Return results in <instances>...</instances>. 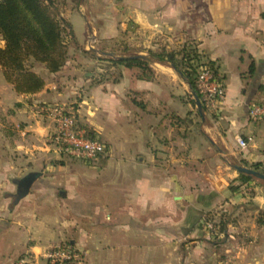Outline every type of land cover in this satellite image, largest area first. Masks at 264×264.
Masks as SVG:
<instances>
[{
    "label": "crops",
    "instance_id": "crops-1",
    "mask_svg": "<svg viewBox=\"0 0 264 264\" xmlns=\"http://www.w3.org/2000/svg\"><path fill=\"white\" fill-rule=\"evenodd\" d=\"M130 5L137 20L159 26L163 39L138 54L195 44L203 59L214 61L226 86L224 102L213 112L182 100L186 90L192 92L188 82L170 64L153 60L151 79L126 66L118 80L90 77L99 54L85 44L84 19V40L78 39L71 18L81 14L71 13L79 50L57 73L44 65L36 70L45 79L43 89L18 93L0 70V264L58 242L83 250L84 264H152V238L165 251L169 243L185 248L184 239L201 230L205 208L240 203L248 209L252 200L264 210L263 183L253 181L251 197L230 189L240 176L232 161L264 166V122L249 117L251 100L264 88V1ZM53 102L75 104L79 125L105 141L107 153L93 164L58 156L50 140L54 123L36 112ZM239 135L248 141L246 149L239 147ZM236 232H227V264H264V224L254 244L232 241ZM188 262L181 264H217L205 257Z\"/></svg>",
    "mask_w": 264,
    "mask_h": 264
},
{
    "label": "rangeland",
    "instance_id": "rangeland-1",
    "mask_svg": "<svg viewBox=\"0 0 264 264\" xmlns=\"http://www.w3.org/2000/svg\"><path fill=\"white\" fill-rule=\"evenodd\" d=\"M50 1L52 2L50 4L52 13L58 17L64 18L66 21H69L68 17L71 13L80 12L81 15L75 14L72 15L71 18L80 41L84 40L85 33L83 24L84 20L86 21L88 25V37L86 38L85 44L88 46V49H92V47L97 49V52L92 49L89 53L92 52L91 54L93 55L99 54V57H101L100 59L96 57L94 66L90 68L93 72H90V77L97 75V80H118L121 75L120 69L123 65L113 66L110 61L111 57L134 55L145 50L148 45L158 44L160 41H162L163 44L159 26L157 25L149 28V25H145L142 20H137L135 18L137 11L130 5V0ZM154 21L158 22V20ZM68 33L67 31L66 34ZM68 38V51L71 50L70 56H68L72 58L75 56L74 50H79V47H77L78 45L75 42L74 34ZM4 44L5 41L0 38V45L3 46ZM179 48L180 47H175L172 49L178 50ZM28 66L36 71L43 66V64L31 59L28 62ZM199 67L200 66H198V69ZM99 69H102V72H99ZM195 76L196 74L194 73V77ZM181 91L183 90L181 89ZM186 92L182 100L188 99L196 102L193 91L188 92L186 90ZM262 97H264V88H260L258 96L251 100L249 106L260 101ZM194 109H196V107H194ZM207 110L210 111L209 109ZM258 122H264V120H258ZM64 159L69 162H79L78 160L68 157ZM231 164L240 174L231 184L230 189L231 187H235V189L231 191L251 197L255 192V183L264 184V179L250 175L251 178L245 180L242 178L241 172L236 169V165H244H242L240 161H232ZM246 167L264 173V166L257 163L249 166L246 165ZM253 181L255 183H253ZM247 204L250 205L248 209H246L244 205L241 207L240 203L234 204L231 208H227V203H217L211 208H205L201 211L200 216L201 230L191 233L190 236L184 239L185 243H187L185 248H176L174 243H169V248L166 251L163 248L159 249L160 239L153 237V244L155 243L157 248L152 250V264H163L164 258L168 260V264H181L183 259L185 263H190L188 261L193 260L194 257H205L206 259L214 258V260H217V264H227V243L230 242L228 239H231L227 233V228L228 230L231 228L237 230L236 238L232 241L254 244L257 242L256 240H258L256 229L261 226V224H264V210L257 211L252 200L248 201ZM180 241H182V239ZM197 245H201V247L203 246L206 249H199L197 251L192 249ZM179 260H181V262Z\"/></svg>",
    "mask_w": 264,
    "mask_h": 264
},
{
    "label": "trees",
    "instance_id": "trees-1",
    "mask_svg": "<svg viewBox=\"0 0 264 264\" xmlns=\"http://www.w3.org/2000/svg\"><path fill=\"white\" fill-rule=\"evenodd\" d=\"M51 3L50 0H0V38L5 41L3 46L0 45V70L18 93L33 94L45 86L44 77L28 66L31 59L43 64L51 73L59 72L67 63L68 37L74 32L69 21L52 13ZM152 60L173 66L199 97L194 77L198 66L209 65L218 75L214 61L203 59L193 43L178 50L166 47L156 51L149 49L147 56L134 54L110 58L113 66L137 68V75L142 79L153 78ZM252 70L254 66H251ZM241 176L245 180L251 178L245 173Z\"/></svg>",
    "mask_w": 264,
    "mask_h": 264
},
{
    "label": "built area",
    "instance_id": "built-area-1",
    "mask_svg": "<svg viewBox=\"0 0 264 264\" xmlns=\"http://www.w3.org/2000/svg\"><path fill=\"white\" fill-rule=\"evenodd\" d=\"M195 79L202 104L210 111H218L227 94L223 79L209 65L200 66ZM78 111L73 103L53 102L40 104L36 112L53 121L50 140L60 157L93 164L107 153V144L98 135L90 133L88 128L79 125ZM249 117L255 121L264 120V98L249 106ZM237 142L241 149L248 147V141L240 135ZM84 260L83 250L70 242H58L46 246L39 253L26 252L13 264H84Z\"/></svg>",
    "mask_w": 264,
    "mask_h": 264
},
{
    "label": "water",
    "instance_id": "water-1",
    "mask_svg": "<svg viewBox=\"0 0 264 264\" xmlns=\"http://www.w3.org/2000/svg\"><path fill=\"white\" fill-rule=\"evenodd\" d=\"M194 97L196 99V103H197V106L199 108V110L202 111V108H203V104L200 100V97L197 95L196 92H194ZM236 169L241 172V173H245V174H248V175H253V176H256L258 178H261V179H264V173L263 172H260L256 169H253V168H250V167H246V166H239V165H236ZM32 176H27L25 177L24 179V184L26 186L29 185V181L31 180Z\"/></svg>",
    "mask_w": 264,
    "mask_h": 264
}]
</instances>
